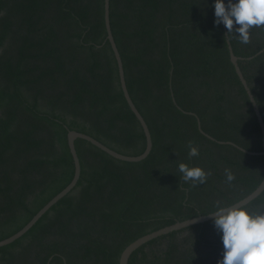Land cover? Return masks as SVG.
Listing matches in <instances>:
<instances>
[{
    "label": "trees",
    "instance_id": "obj_1",
    "mask_svg": "<svg viewBox=\"0 0 264 264\" xmlns=\"http://www.w3.org/2000/svg\"><path fill=\"white\" fill-rule=\"evenodd\" d=\"M210 4L109 0L126 86L151 151L130 162L76 139L75 187L0 247V264H119L136 238L257 187L264 175L259 121ZM250 31L248 44L228 40L264 121V50L253 56L264 47V27ZM69 130L126 155L145 148L106 39L104 0H0V240L72 179ZM189 141L198 157L188 156ZM181 160L202 165L207 180L183 181ZM225 169L233 181L225 182ZM246 205L264 212V190ZM222 254L211 219L146 242L128 264H217Z\"/></svg>",
    "mask_w": 264,
    "mask_h": 264
},
{
    "label": "clouds",
    "instance_id": "obj_2",
    "mask_svg": "<svg viewBox=\"0 0 264 264\" xmlns=\"http://www.w3.org/2000/svg\"><path fill=\"white\" fill-rule=\"evenodd\" d=\"M209 6L214 9V24L222 23L226 27L229 40L248 44L250 30L264 27V0H211ZM199 155V147L189 141L188 156ZM176 167L182 180L193 186L208 178V171L202 165L181 160ZM225 172V182L233 181L234 173L229 169ZM249 208L250 205L216 202L211 214L223 245L222 258L217 264H264V212L250 211Z\"/></svg>",
    "mask_w": 264,
    "mask_h": 264
},
{
    "label": "water",
    "instance_id": "obj_3",
    "mask_svg": "<svg viewBox=\"0 0 264 264\" xmlns=\"http://www.w3.org/2000/svg\"><path fill=\"white\" fill-rule=\"evenodd\" d=\"M104 23H105V28H106V39L108 40V42L110 44V47L112 49V52L114 54L116 64H117L120 87H121L123 96H124L128 106H129V108L131 109V111L135 115L136 119L140 123V126L142 127V130H143V133L145 136V148L138 155H126V154H122V153H119V152L111 149L107 145L101 143L100 141H98L97 139L93 138L92 136H90L86 133L79 132L76 130H69L67 132V143H68L69 152L72 156V160H73V164H74V172H73L72 179L69 181V183L63 189H61L50 200H48L18 231H16L12 235L0 240V247L12 243L16 239H18L22 235H24L55 203H57L62 197H64L66 194H68L75 187V185H76V183L80 177V169H81L79 157L77 155V151H76V147H75V140L76 139L81 138V139L87 140L90 143H92L93 145H95L96 147L100 148L102 151L109 154L110 156H112L116 159H120V160H124V161H130V162H137V161H140V160L146 158L147 155L149 154V152L151 151L152 139H151V134H150L149 128H148L147 123L144 120L143 116L141 115V113L139 112V110L137 109L135 104L133 103V101L129 95L127 86H126L122 59H121L120 53L118 51V48L116 46V43L114 41L112 31H111V27H110L109 0H104ZM224 28H225V26H224ZM226 39H227V43H228L230 60L233 63L235 70H236V73H237L240 81L242 82L247 94L249 95L250 102L253 106V109H254L255 114H256L258 121H259L260 129H261V133H262V147H263L261 153L264 155V121H263V118H262L261 113L259 111L258 105H257V103L253 97V94H252V92L248 86V83L245 80L243 73L239 67V64H238L239 57L233 53L232 47L230 45V42H229L227 36H226ZM263 50H264V47L261 48L253 56L261 53ZM253 56H249L248 58L250 59ZM198 128L201 132H203V130L201 129V125H200L199 121H198ZM263 190H264V175H263L261 182L257 185V187L253 191H251L248 195H246L245 197H243L242 199L238 200L237 202H235L233 204L236 206H244L247 203H249L250 201H252L253 199H255ZM211 213L198 215V216L188 218L185 220H181V221H176L170 225H166L164 227H161V228L156 229L150 233L144 234V235L136 238L135 240L130 242L128 245H126L125 248L122 250L120 257H119V264H128V258L131 255V253L133 251H135L137 248H139L141 245L145 244L146 242H148L154 238H157L161 235L167 234L171 231L179 230V229L185 228V227L193 225V224H197V223H201V222L213 219V216Z\"/></svg>",
    "mask_w": 264,
    "mask_h": 264
}]
</instances>
